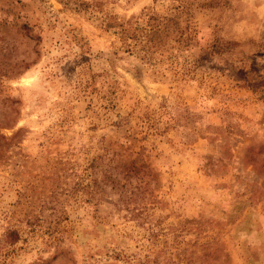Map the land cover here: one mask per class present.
I'll use <instances>...</instances> for the list:
<instances>
[{
	"label": "rangeland",
	"instance_id": "374dc122",
	"mask_svg": "<svg viewBox=\"0 0 264 264\" xmlns=\"http://www.w3.org/2000/svg\"><path fill=\"white\" fill-rule=\"evenodd\" d=\"M0 264H264V0H0Z\"/></svg>",
	"mask_w": 264,
	"mask_h": 264
},
{
	"label": "trees",
	"instance_id": "16d2710c",
	"mask_svg": "<svg viewBox=\"0 0 264 264\" xmlns=\"http://www.w3.org/2000/svg\"><path fill=\"white\" fill-rule=\"evenodd\" d=\"M176 19L169 17L167 18V22L165 21L163 24H158V22L150 23V27L146 29L143 39L141 41L136 40L135 42L130 41L132 31L135 29V27L132 24H121V32H119V35L123 37L122 48L129 53L139 54L143 59L148 61V56L157 52L161 48V36L165 33V31H168V33H171L174 38L173 44L171 46V48L175 50L173 54L176 57H180L181 52L183 51L181 49L183 47V39L181 36H178V34L183 28H181L180 25L175 27L177 24L175 22ZM169 24H174V28H172V26L170 28Z\"/></svg>",
	"mask_w": 264,
	"mask_h": 264
}]
</instances>
